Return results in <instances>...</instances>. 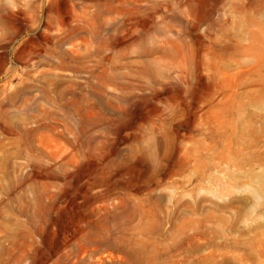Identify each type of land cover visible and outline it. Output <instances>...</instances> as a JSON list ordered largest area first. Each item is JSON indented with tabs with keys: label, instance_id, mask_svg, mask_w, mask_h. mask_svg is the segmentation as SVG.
I'll use <instances>...</instances> for the list:
<instances>
[{
	"label": "rangeland",
	"instance_id": "374dc122",
	"mask_svg": "<svg viewBox=\"0 0 264 264\" xmlns=\"http://www.w3.org/2000/svg\"><path fill=\"white\" fill-rule=\"evenodd\" d=\"M0 264H264V0H0Z\"/></svg>",
	"mask_w": 264,
	"mask_h": 264
}]
</instances>
